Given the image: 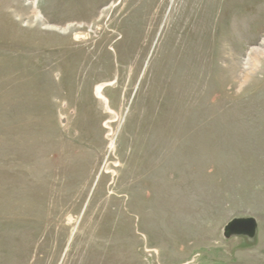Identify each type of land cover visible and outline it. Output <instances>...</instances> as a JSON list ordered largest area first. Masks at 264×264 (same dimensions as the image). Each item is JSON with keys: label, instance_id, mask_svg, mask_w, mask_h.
<instances>
[{"label": "rangeland", "instance_id": "1", "mask_svg": "<svg viewBox=\"0 0 264 264\" xmlns=\"http://www.w3.org/2000/svg\"><path fill=\"white\" fill-rule=\"evenodd\" d=\"M0 264H264V0H0Z\"/></svg>", "mask_w": 264, "mask_h": 264}, {"label": "bare ground", "instance_id": "2", "mask_svg": "<svg viewBox=\"0 0 264 264\" xmlns=\"http://www.w3.org/2000/svg\"><path fill=\"white\" fill-rule=\"evenodd\" d=\"M95 90L98 96L103 97V99L107 100L106 98H104V95H103V85L102 84L97 85Z\"/></svg>", "mask_w": 264, "mask_h": 264}]
</instances>
